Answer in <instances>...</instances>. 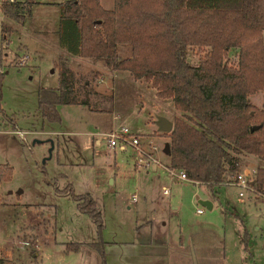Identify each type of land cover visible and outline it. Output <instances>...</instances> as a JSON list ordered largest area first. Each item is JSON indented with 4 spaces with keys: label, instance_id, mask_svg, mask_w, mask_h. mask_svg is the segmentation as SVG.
Here are the masks:
<instances>
[{
    "label": "rangeland",
    "instance_id": "obj_1",
    "mask_svg": "<svg viewBox=\"0 0 264 264\" xmlns=\"http://www.w3.org/2000/svg\"><path fill=\"white\" fill-rule=\"evenodd\" d=\"M33 1L39 3L31 7L26 4L30 12L23 23L5 21L13 29L4 35L1 6L17 1L0 0V169L12 168L10 180L0 174V264H101L99 252L90 246L99 240L105 242L107 264H122L127 258L124 252L137 249L140 241L175 242L181 222L188 234L209 215L212 229L192 232L191 248L189 237L184 239L187 253L190 248L198 257L212 256L210 264H230L228 258L240 262L242 256H246L245 264H264V198L225 183L217 187L219 198H213L214 209L202 206L198 199H209L208 186L178 180L166 169L170 157L164 147L170 139L155 122L157 114L164 112L172 117L169 112L174 110L170 103L157 99L149 84H115L112 112L60 104V120L43 117L39 91L58 88L59 62L65 57L60 23L62 5L67 0ZM101 2L105 8L115 4V0ZM25 54L29 61L20 66L18 58ZM201 54L202 50L189 52L194 63ZM234 54L232 51L230 59L236 62L238 54ZM84 61L104 69L106 82L113 80L111 70L102 62ZM118 78L124 79L121 75ZM78 84L83 93L84 88ZM255 100L258 102L257 97ZM121 125L141 137L143 148L149 149L150 143L156 145V157L162 165L138 167L139 153L131 144L111 148L108 134ZM18 130L25 133V138ZM34 139L42 142L33 144ZM49 140L54 148L51 158L44 162L52 147ZM244 161L243 171H256L264 165L255 155ZM66 190L93 196L102 212L101 231ZM241 191L244 196H240ZM199 208L204 214H197ZM243 221L250 233L249 253L242 239ZM218 234L225 240L227 260ZM75 243H81L79 250H67Z\"/></svg>",
    "mask_w": 264,
    "mask_h": 264
},
{
    "label": "trees",
    "instance_id": "obj_2",
    "mask_svg": "<svg viewBox=\"0 0 264 264\" xmlns=\"http://www.w3.org/2000/svg\"><path fill=\"white\" fill-rule=\"evenodd\" d=\"M1 10L4 35L13 29L5 21L21 24L30 12L18 2H5ZM263 32L264 0H115L112 9L100 0H69L62 5L60 45L73 55L128 70L135 79L151 82L158 97L172 98L179 114L166 133L169 166L184 170L219 198L217 187L244 170L245 156L255 155L264 164V110L249 100L264 90ZM120 45H129L131 55L121 57ZM232 49H238L236 62L230 59ZM192 50L203 51L196 63L190 59ZM59 76L58 88L39 91L44 118L60 120V104L113 111L111 95L77 88L65 57ZM0 174L10 180L12 168L3 166ZM254 185L264 191V165L257 168ZM67 190L101 231L102 212L93 196ZM243 240L249 253L246 229ZM104 244L90 243L101 264H107ZM80 247L75 243L67 250Z\"/></svg>",
    "mask_w": 264,
    "mask_h": 264
},
{
    "label": "crops",
    "instance_id": "obj_3",
    "mask_svg": "<svg viewBox=\"0 0 264 264\" xmlns=\"http://www.w3.org/2000/svg\"><path fill=\"white\" fill-rule=\"evenodd\" d=\"M16 1L18 3H20L22 6H26V4L28 3L30 7H31L32 3H39L38 1H33V0H23V1L16 0ZM101 4H102V2H101ZM106 9H112V8H106ZM121 50H123L122 54H120ZM232 51H234V53L236 55L238 54V49H232ZM118 53L123 58L128 57L131 55V47L129 48L127 45H120L118 47ZM63 56H65L68 59V65L75 74L76 86L78 87V85H79L78 83L80 82L81 83L80 85L82 86L81 88H84V91H86V90L88 91L89 87H92L94 89V86H97L98 88L101 89L102 94L111 95L112 97H115V94H112L111 91H114V86L118 82H125L126 81V83H130L129 81H131V82L133 81L134 83H131V84H136L137 82H145V83L149 84V86H151V88L154 90L155 96L157 97V99L159 101L170 103L173 110H174V111L169 112L168 109L167 110L164 109V111L169 112L170 115H173L172 117L167 116V114H165L164 112H162L163 114H157V115H159V116L164 115V117H166L168 120L172 121L173 123H174L175 118L178 116L179 113L175 107V103H174V100L172 98H160V97H158L157 96V90L154 87H152L151 82H148L145 79H139V80L135 79L130 71H128V70H114V69L108 67L107 64L105 63V61L102 59L84 58V57H81L78 55H73L66 50L63 53ZM85 59L98 60V61L102 62L103 66H105L106 68L111 70V72L113 74V80L111 81L109 79L106 82V75H105L104 69L98 68L94 62H91V66H90L89 65L90 62L84 61ZM73 62H74V64L72 66L71 63H73ZM120 75L122 77H124V79H119L118 77ZM256 97L258 99V102H256V100H255ZM249 100L253 105L264 110V90L259 91L256 94L249 96ZM114 104H115V101H114ZM74 105H82V104H74ZM83 106L88 107L87 105H83ZM163 133H165V132H163ZM165 135H166V133H165ZM248 157L249 156H245L244 158L247 159ZM209 192H210V196L208 198L213 201L214 200L213 198H215V197H213L210 190H209ZM212 203H213V208H212V210H213L214 209V201ZM212 210H210V211H212ZM197 214H204V212L203 213L197 212ZM211 218H212L211 215H209L208 217L206 216L205 219L202 220V222H199L196 227L194 226L195 230L192 227L193 231L190 229V231H188V234L186 233L187 232L186 228L183 226V224L181 222L179 224V226H180L179 235L176 238L175 242L168 243V242H164L163 240H148V241L143 240V241H140L139 244H141V245L137 246V249H131L130 252H124L125 254H127V258H124V263H122V264H210V262H213L212 256L198 257L197 254L194 255L192 253L190 248L192 247V243H193V238H191L193 236L192 232L196 233L198 231L212 229L211 227H213V226L210 225V223L212 221ZM165 224H167V223H165ZM147 225L152 226V223H149ZM245 228H246V225L244 224V221H243V229H245ZM157 235L162 236L160 234H157ZM187 236L189 237L188 244L190 247V248L188 247L189 248L188 253L186 251L187 247L184 244L185 243L184 239ZM216 238L220 242L223 243V246H222L223 254L222 255H224L225 260H227L228 252L225 250V247H224L225 246L224 245L225 240H224V238L221 239V236L219 234H218V237H216ZM130 243H132V242H128L127 244H130ZM170 244L172 247H170ZM130 254H132V255H130ZM241 259L243 260V262ZM241 259H240V262L239 261L235 262V261H232L228 258L230 264H245L244 261H246V256L245 257L242 256Z\"/></svg>",
    "mask_w": 264,
    "mask_h": 264
},
{
    "label": "built area",
    "instance_id": "obj_4",
    "mask_svg": "<svg viewBox=\"0 0 264 264\" xmlns=\"http://www.w3.org/2000/svg\"><path fill=\"white\" fill-rule=\"evenodd\" d=\"M264 34V32H263ZM29 55L25 54L18 58V64L20 66H25L29 61ZM17 133L25 138V133L21 130H18ZM109 146L113 149H116L117 147L125 148V144H131L136 147L139 158L137 160V166L138 167H157L158 165H162L159 158L156 157V154L158 153V147L152 143H150V148H143L141 146V137L135 133H133L130 128H128L125 125H121L117 129L111 131L109 134ZM122 144V145H120ZM166 169L178 180L181 181H192L189 179L188 175L184 170L181 169H173L170 168L168 165ZM255 176L256 171H243L238 173L236 176L232 177L230 181H227L225 183H233L236 185H239L242 189L249 190L253 193L254 197H263L264 198V192L259 190L254 184H255ZM224 183V184H225ZM165 194H169V191L166 189ZM240 196H244V192H240ZM134 201H137V197H133ZM198 213H203L204 210L202 208L197 209Z\"/></svg>",
    "mask_w": 264,
    "mask_h": 264
},
{
    "label": "water",
    "instance_id": "obj_5",
    "mask_svg": "<svg viewBox=\"0 0 264 264\" xmlns=\"http://www.w3.org/2000/svg\"><path fill=\"white\" fill-rule=\"evenodd\" d=\"M156 124L158 125V127L160 128V130L163 131V132H165V133H171V131L173 129V126H174V123L172 121L168 120L164 116H158L157 117ZM255 128H257V127H252L251 128V131H254ZM49 141L52 142V147L50 148V155L44 159V162H46L47 159L51 158L52 150L54 148L53 141L52 140H49ZM41 142H42V140H40V139H34L33 144H35V143H41ZM164 152L167 155H170L171 154L170 144L168 142L165 144ZM20 192H22V190ZM198 202L202 206L206 207L209 210H212V208H213V203H212V201L210 199H200L199 198L198 199Z\"/></svg>",
    "mask_w": 264,
    "mask_h": 264
}]
</instances>
